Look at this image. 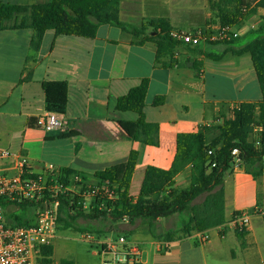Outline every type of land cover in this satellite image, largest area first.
Instances as JSON below:
<instances>
[{
  "label": "crops",
  "instance_id": "0c3cea01",
  "mask_svg": "<svg viewBox=\"0 0 264 264\" xmlns=\"http://www.w3.org/2000/svg\"><path fill=\"white\" fill-rule=\"evenodd\" d=\"M49 1L0 0L28 8L5 22L0 31V149L27 157L34 174H42L53 164L95 180L97 172L125 164L136 152L129 190L136 200L148 167L171 169L178 135L221 126L233 118L238 104L262 100L251 55L225 53L222 44L207 41L197 48L182 47L178 56L173 52L157 63L155 44L139 45L142 37L102 25L94 38L47 31L35 50L30 8ZM148 19L169 21L171 31L215 33L220 26L209 0H121L123 23L140 27ZM263 19L264 9H259L255 17L237 27L241 40L249 42ZM23 21L24 26H19ZM154 35V31L147 32V36ZM218 56L222 57L215 59ZM194 63L200 65L199 70ZM144 80L149 82L144 119L158 126V146L129 140L121 123L137 122L140 116L116 108L118 99ZM45 83L67 85L63 131L45 133L37 126L38 117L48 112ZM157 97H164L165 102L155 107ZM189 185L190 168L177 176L174 187L180 191ZM224 191L225 224L207 231L208 241L202 242L197 233L171 242L151 235L136 241L144 264H210L211 260L264 264V173L255 178L241 165L225 178ZM241 212L250 216L244 234L232 225ZM181 222L180 216L159 220L157 237L178 231Z\"/></svg>",
  "mask_w": 264,
  "mask_h": 264
},
{
  "label": "trees",
  "instance_id": "16d2710c",
  "mask_svg": "<svg viewBox=\"0 0 264 264\" xmlns=\"http://www.w3.org/2000/svg\"><path fill=\"white\" fill-rule=\"evenodd\" d=\"M211 9L221 26L237 28L255 17L259 9H264V0H216ZM121 0H50L48 3L30 8L31 29L34 31L32 48L38 49L47 31L57 36L94 38L102 25L117 26L141 38L139 45L153 43L157 47V63L173 56L176 43L170 37L171 25L165 19H148L140 27H133L120 20ZM28 8L0 3V31L7 21L25 13ZM24 21L19 26H24ZM153 30L154 36H147ZM241 38L222 42L225 53L237 56L250 54L262 93V100L255 103H240L233 112V118L221 126L204 128L199 133L180 134L177 138V154L170 170L148 167L136 200L129 190L135 173L137 153L132 152L128 161L120 166L110 167L95 174L100 182H109L118 187L117 199L106 203V210H98L96 205L90 211L82 207L79 195L67 193L60 198L57 224L64 230H86L77 226L79 220L125 222L131 226L141 221L149 225L154 238H164L167 242L191 237L193 233L205 234L213 228L225 224V178L233 172L235 159L233 150L239 151V159L247 173L258 178L264 173V19L249 42L238 45ZM218 56L215 59H220ZM196 70L198 63L193 64ZM148 80L133 88L128 95L118 99L119 111L137 113L140 119L133 123H121L129 140L150 146L159 145L158 126L144 119L145 98ZM46 107L48 112L60 115L66 113L68 98L65 83H45ZM165 102L157 97L154 106ZM209 152H212L210 155ZM213 164L215 167H213ZM190 168V185L184 190L175 189V179ZM75 173L64 170V182ZM5 208L10 204L4 203ZM30 208V207H29ZM19 212L7 215L12 225L27 226L32 223V210L27 204L20 205ZM109 209V210H108ZM21 213V214H19ZM173 216L184 217L178 231H168L163 237L156 235V223ZM241 231V234H244ZM54 247L45 254L52 258ZM48 262H52V259ZM59 264H75L71 259H62Z\"/></svg>",
  "mask_w": 264,
  "mask_h": 264
},
{
  "label": "built area",
  "instance_id": "2783aa9c",
  "mask_svg": "<svg viewBox=\"0 0 264 264\" xmlns=\"http://www.w3.org/2000/svg\"><path fill=\"white\" fill-rule=\"evenodd\" d=\"M239 36L236 28L221 25L215 33L209 30L191 32L185 29L170 32V37L176 43L173 51L176 56L182 47L197 48L207 41L226 43ZM65 125L62 115L56 112H47L37 119L38 128L45 133L63 131ZM232 156L235 159L234 169H237L242 165L239 151L233 150ZM5 162L11 164L5 167ZM64 179V170L53 164L47 165L42 174H34L29 169L27 157L0 149V264H55L53 260L48 262L52 258L45 251L54 247L60 198L63 195H79L85 211H90L97 202H100L98 210H106V203L117 199L118 187L107 181L92 180L77 172L68 176V183ZM4 203L18 208L27 204L28 209L33 211L32 223L27 226L10 224L8 208H5ZM249 223L250 216L246 212L236 214L232 220V225L240 231L246 230ZM208 239V235H201L202 242ZM86 240L94 241L98 245L96 255L100 258V264H144L141 247L123 235L102 240L86 235Z\"/></svg>",
  "mask_w": 264,
  "mask_h": 264
},
{
  "label": "rangeland",
  "instance_id": "374dc122",
  "mask_svg": "<svg viewBox=\"0 0 264 264\" xmlns=\"http://www.w3.org/2000/svg\"><path fill=\"white\" fill-rule=\"evenodd\" d=\"M254 37L255 36L251 37L249 40H252ZM246 42L247 40L242 39L238 45H243ZM19 210L20 209L18 207L11 206L7 210V215L19 212ZM182 219L184 220L185 218L183 217ZM77 226L85 228L86 230L92 227L97 231L80 232L75 229L64 230L63 226L58 224L57 235L54 241V253L52 256V260L55 264H59L62 259H71L75 262V264H100V258L96 255L98 251V245L95 244L94 241L86 240V235L93 236L95 240L96 238L102 240L123 235L132 242L135 241V243L136 241H143L146 237H151L146 223L141 221L138 223L136 228L132 227L130 224H128V222H118L113 224L110 221L100 220H79ZM210 264L221 263L211 260Z\"/></svg>",
  "mask_w": 264,
  "mask_h": 264
}]
</instances>
